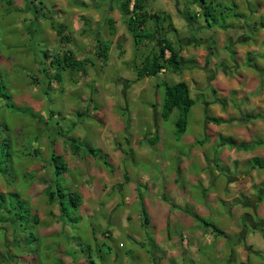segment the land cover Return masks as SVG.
<instances>
[{"label":"rangeland","instance_id":"rangeland-1","mask_svg":"<svg viewBox=\"0 0 264 264\" xmlns=\"http://www.w3.org/2000/svg\"><path fill=\"white\" fill-rule=\"evenodd\" d=\"M30 1L35 2L0 0V82L6 88L4 91L12 96L11 103L33 113L14 112L7 107L6 96H0V165L7 169L6 174L0 173V194L7 200H11L9 195L12 194L26 201L32 213L38 215L40 223L29 225L25 232L9 220L0 221V264H58L60 261L63 264H89L90 260L95 264H151L149 242L140 245L127 235L130 232L140 237L143 230L137 229L135 219L128 224L129 231L122 228L127 227L124 220L121 228L111 227L112 224L118 225L115 220L121 214L111 212L107 204L120 192L114 188L108 191L109 182L100 176L115 179L116 176H125L127 168L132 183L141 185L144 176L161 174L159 172L165 163L167 171L177 169L178 158H190L191 149L182 143L185 134L181 138L176 136L178 110L168 121L161 120L158 106L164 98V88L157 91L155 86L162 80L174 84L178 80L190 79V83H195L192 86L195 98L200 91L205 92L211 86H198L187 71L184 75L162 73L155 85L144 81L142 90L133 89L137 79L135 65L141 64L142 60L138 58L135 62L134 40L119 12L117 0H46L42 8L40 5L33 8ZM38 1L43 3V0ZM84 1H88L92 8L98 5L96 9L101 13L92 35L86 34L87 23L93 20L89 19L90 15L87 18L82 15L86 8ZM227 6L233 5L228 3ZM232 13L228 11L222 17L214 12L209 20L212 23L214 19L228 22L235 19ZM176 17L177 27L184 28L179 15ZM109 18L117 23L116 36L110 33ZM201 20L206 21L204 17ZM58 30L62 31L61 35ZM183 30L182 36L169 33L168 37L181 47L185 62L197 58L205 70L211 53L207 50L203 56L195 54L200 47L199 39L192 37L189 30ZM204 35L200 37L205 41L202 43L207 42ZM99 41L110 45L109 64L99 56ZM151 46H142L140 52L147 55ZM67 50L76 59L86 61L84 73L63 72L61 82L52 81L55 71L47 55ZM152 89L156 92L155 97ZM209 95L214 96L211 92ZM152 98L155 99L154 104ZM196 114L194 110L189 119L185 135L188 138L197 125ZM248 115L246 120H249ZM121 126L123 133L116 131ZM157 135L162 144L158 142L160 146L152 149L147 147L145 143ZM199 136L203 140L202 131L198 134V141ZM66 139L80 144L78 155L74 154ZM219 143L225 144L220 138ZM6 149L12 157L8 163L4 162ZM90 149L98 151L99 156H90ZM116 150L128 160L122 162L115 157ZM53 154L62 156L68 168L59 179L61 186L67 192L79 193L81 197V190L87 195L88 203L82 202V206L77 208L66 200L69 219L76 223L64 218L59 204L50 203L45 194L55 178ZM104 156L108 164H105ZM238 167H233L232 175L240 174ZM196 168L191 165V171ZM97 178L98 183L95 182ZM99 187L109 192L107 198L103 195L98 197ZM141 191L145 193V189ZM135 207V203L129 207L132 218L135 217ZM2 216L0 212V218ZM151 233L145 232V239L152 237ZM27 241H31L29 247L26 246ZM139 251L147 255L140 256ZM131 252L133 255L125 257Z\"/></svg>","mask_w":264,"mask_h":264},{"label":"crops","instance_id":"crops-1","mask_svg":"<svg viewBox=\"0 0 264 264\" xmlns=\"http://www.w3.org/2000/svg\"><path fill=\"white\" fill-rule=\"evenodd\" d=\"M44 1L46 0H43V3L38 0L30 2L32 7L40 5L42 8ZM193 2L147 0V9L150 12L171 15L176 29L175 35L182 36L181 31L185 29L187 32L189 30L192 37L196 36L200 47L195 54L203 56L207 50L211 53L209 62L205 63V68L208 69L204 70L197 58L185 62L181 47L175 45L171 37H168L180 53L182 68L179 71L162 70L157 77L137 78L133 85V89L139 91L143 89L144 81L155 85L162 73L184 75L187 71V74L192 76L191 79L197 81L198 86L202 84L206 88L210 84L211 88L205 92L200 91L195 98L192 88L195 83H190V79L186 78L175 82H186L190 87L191 97L195 100L189 113L188 124L195 110L197 125L190 138L185 136L188 128L182 137V143L191 149L190 158H178V168L171 171H167L166 163L163 164V170L159 172L161 174L144 176L141 185L132 183L131 173L127 168L125 176H116L115 179L112 176H100L106 183L109 182L108 191L114 188L113 190L120 192L107 204L111 207V212L117 211L121 214L115 220L118 225L112 224L111 227L121 228L124 220L127 227L122 228L129 231L128 224L135 219L137 229L143 230L144 234L141 232L140 237H136L129 232L127 235L132 236L140 245L149 242L151 264H264V169L251 168L249 164L254 158L264 160V143L256 145L257 141L264 142V0H215L213 15L215 12L216 15L226 16L228 11L225 7L229 3L236 6L235 12L241 17L233 16L235 19L231 18L228 22L214 19L210 28L204 27L206 22L199 17L202 9ZM83 3L86 8L82 15L85 18L90 15L89 19L93 20L87 23L86 34L92 35L95 34L93 31L100 21L101 13L96 9L98 5L92 8L88 1ZM189 14L199 18L191 23ZM177 15L184 28L177 27ZM203 35L206 37V43H202L205 41L200 39ZM110 52L111 48L108 64ZM170 56L171 53L167 51L166 59ZM186 64L190 66L187 67ZM163 81L167 80L161 82ZM155 87L157 91L162 88L157 85ZM151 91H154L155 97V90ZM209 92L214 96H210ZM151 100L154 104L155 99ZM160 102L159 111L162 110L164 98ZM247 113L248 116L256 117H248L249 120H246ZM214 119H222L223 122L216 124ZM116 131L123 133L122 126L117 127ZM201 131L204 138L200 140L199 136L198 141ZM157 136L159 144H162L160 136ZM219 138H232L237 144L256 143L249 150H239L219 143ZM145 144L152 149L149 143ZM159 144L153 147H159ZM114 152V156L120 161L128 160L121 151ZM191 165L197 168L191 171ZM235 165L239 166L238 176L231 174ZM223 170L228 175H225ZM98 180L99 178L95 182L98 183ZM144 189L145 193H142L141 190ZM98 190V197L103 195L107 198L109 195L108 191L100 187ZM83 191L81 190L82 202L87 204V195L85 196ZM134 203L137 207L134 208L135 217L132 218V209L129 207ZM142 204L146 211V223L142 216ZM195 216L209 221L224 235L206 228ZM147 231L152 232V237L145 239ZM131 255L132 252L125 254V257ZM138 255L147 254L139 251Z\"/></svg>","mask_w":264,"mask_h":264},{"label":"trees","instance_id":"trees-1","mask_svg":"<svg viewBox=\"0 0 264 264\" xmlns=\"http://www.w3.org/2000/svg\"><path fill=\"white\" fill-rule=\"evenodd\" d=\"M119 4V10L121 15L124 17L126 27L134 40L135 46V62L136 59H140L141 64H136V76L138 79L157 77L162 70L169 69L173 71H179L182 68V61L180 60V53L174 48L172 41L168 38L169 33L176 34V29L172 22V17L166 13L150 12L147 9V0H117ZM193 3L198 4L202 13L199 17H204L207 28L213 26L212 22L209 20L213 18L214 3L215 0H193ZM225 9L229 12H233L232 16L241 17V15L234 12L236 6H226ZM198 17V18H199ZM197 15H188V19L191 23L198 19ZM107 24L111 35L117 34L116 21L113 18L107 20ZM203 28V27H201ZM62 31L58 30V34L61 35ZM69 40V38H66ZM148 54H142L141 47H149ZM99 56L105 61L109 59L110 45L108 43L99 41L98 45ZM171 53L170 58L166 59V52ZM47 59L50 62L52 69H54L55 74L53 75L52 81L61 82L63 72H76L84 73L86 61L78 60L74 57L70 50L63 51L62 53L47 55ZM158 87L164 88V102L160 117L163 121H168L175 110L179 111L178 120L176 122V136L181 138L187 131L188 128V118L191 108L195 104V100L191 97L190 87L186 82H178L175 84H169L167 81L160 82L157 84ZM5 86L0 82V96L3 94L6 96L7 107L12 108L15 112L24 113L26 115H32L33 113L28 109H23V107L16 106L11 103L12 96L4 91ZM2 92V93H1ZM4 92V93H3ZM249 118H255L256 116H248ZM214 123L221 124L222 119H214ZM4 129V128H3ZM2 128H0V131ZM67 140V139H66ZM158 136H152L149 139V144L153 147L158 143ZM222 143L229 145L234 148L237 147L239 150H249L253 147L251 144L240 143L237 145L236 141L232 138H220ZM67 142L70 144L74 154L78 155L80 151V144L75 143L73 140L68 139ZM227 142V143H226ZM258 144H263L264 142L258 141ZM7 147V144H3V147ZM90 156L97 158L99 155L98 151L90 149L88 152ZM87 154V153H85ZM105 157V164H108L107 157ZM4 158L8 163L11 160V154L7 151L4 152ZM52 164L54 166L55 178L51 180V186L45 191L48 196L50 203H58L60 206L61 214L64 218L68 219L70 223H76L75 220L69 219L67 214L66 200L74 207H80L82 204V197L77 192H67L64 189L59 179L66 174L68 168L64 158L60 155L53 154ZM250 165H256L261 169H264V160L260 158H254L249 162ZM0 173L6 174L7 169L0 165ZM8 196V195H7ZM11 200H7L5 195L0 194V212L3 216L0 218L1 222L9 220L10 222L19 225L22 229L27 232L28 226L35 223L39 224V217L32 213V210L28 207V203L19 199L17 195H9ZM10 201V202H8ZM9 203V205H7ZM26 206V207H25ZM142 216L146 223L147 216L144 206L142 204ZM206 228H211L218 234L224 235L218 228H216L209 221L203 220L198 216H195ZM29 238V237H28ZM29 240V239H28ZM26 246L31 245L30 242H26ZM58 264H63L61 261ZM89 264H95L93 260L89 261Z\"/></svg>","mask_w":264,"mask_h":264}]
</instances>
